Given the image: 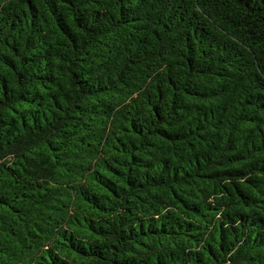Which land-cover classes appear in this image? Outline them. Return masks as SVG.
<instances>
[{"label":"trees","instance_id":"obj_1","mask_svg":"<svg viewBox=\"0 0 264 264\" xmlns=\"http://www.w3.org/2000/svg\"><path fill=\"white\" fill-rule=\"evenodd\" d=\"M0 264H264V0H0Z\"/></svg>","mask_w":264,"mask_h":264}]
</instances>
